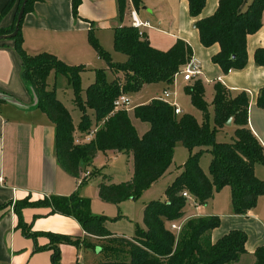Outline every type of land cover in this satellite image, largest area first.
I'll list each match as a JSON object with an SVG mask.
<instances>
[{
    "label": "trees",
    "instance_id": "trees-1",
    "mask_svg": "<svg viewBox=\"0 0 264 264\" xmlns=\"http://www.w3.org/2000/svg\"><path fill=\"white\" fill-rule=\"evenodd\" d=\"M34 0H27L23 16L31 10ZM82 0H71V11L78 18V7ZM188 14L194 19L203 47L214 44L219 51L212 62L220 67L223 74L231 70H241L247 63L246 40L261 27L264 0H250L243 8L245 0H217L215 12L207 18H199L206 0H186ZM22 0H8L0 11V19L12 6L16 11L12 26L0 29V36L11 34ZM118 19L122 21L129 4L137 10L141 0H116ZM22 16V17H23ZM18 33L13 38V48L21 60L20 77L30 93L34 107L44 113L55 128V156L58 165L69 175L78 177L80 172L91 165L98 152L115 151L131 156L133 174L130 180L116 185L103 182L97 185L98 198L103 202L119 204L124 200H135L156 183L170 167L176 144L180 143L189 156L182 165V171L166 188L165 201H151L143 208V225L135 230L131 239L112 237L104 227V218L91 215L88 202L77 191L68 197L50 196L37 204L51 208L50 214H60L74 218L87 236L103 242L100 252L104 260L98 264H232L245 254L247 236L233 230L210 244L209 235L220 224L219 218L196 216L185 218L187 201L181 196L188 192L199 205H205L212 196L229 187L233 214L246 216L264 193V183L255 176L256 165L264 167V149L248 127L249 99L245 92L231 96L225 87L214 84L212 101L213 117L209 114L204 100L203 81L194 78L185 87L191 105L203 114L199 123L193 116L175 115L173 108L158 99L133 108V115L148 125L142 137H138L131 124L128 112L119 110L113 114V101L120 93L127 95L139 92L144 86L163 83L167 87L173 83L176 74L192 58V49L182 40H177L167 51L152 48L146 39L130 25L113 28V47L126 56L124 63H113L109 55L89 32L88 41L100 58L106 60L107 67L114 74H120L108 81L105 71H95L94 81L84 94L80 86V74L84 66H69L53 54L28 55L22 47ZM5 40V39H4ZM254 64L264 67V48L254 52ZM51 73L64 75L73 90V103L81 113L77 128L62 103L56 98L54 88H49L47 78ZM257 105L264 109V88L257 96ZM88 111L91 113L88 114ZM231 120L234 135L231 141L217 140L220 130ZM86 134L95 130L88 144L75 145L74 131ZM208 153L211 160L208 174L200 168L202 154ZM86 170V171H85ZM90 174V172H89ZM91 175V174H90ZM85 178L79 186L83 185ZM27 200L14 206L19 216L21 209L31 206ZM179 232L172 231L170 225L179 224ZM24 236L35 240L36 234L19 220ZM52 264H60L59 244L69 243L86 248L95 246L78 239L50 235ZM118 242V246L112 243ZM108 243V244H107ZM105 244V245H104ZM107 244V245H106ZM47 247L35 246L34 251ZM113 253V254H112ZM254 264H264V246L254 252Z\"/></svg>",
    "mask_w": 264,
    "mask_h": 264
},
{
    "label": "crops",
    "instance_id": "crops-1",
    "mask_svg": "<svg viewBox=\"0 0 264 264\" xmlns=\"http://www.w3.org/2000/svg\"><path fill=\"white\" fill-rule=\"evenodd\" d=\"M7 2L8 0H0V11ZM249 2L250 0H245L243 8ZM141 5L140 10H135L129 4L127 15L135 12L140 21L150 23L151 27L142 31L143 39L152 48L167 51L177 40H182L192 49L191 60L201 72L196 78L203 81L204 88L208 85L213 88L219 82L231 96L240 92L247 94L248 127L264 149V109L259 108L256 102L259 91L264 88V67L254 64V52L258 48H264V11L261 17L262 27L246 40V66L223 74L220 67L212 62L219 46L214 44L206 48L201 45L194 28V19L188 14L186 0H141ZM217 5V0H206L199 18L211 16ZM15 11L16 5L3 14L0 29L7 30L12 26ZM130 21V16H126L125 22L118 19L116 0H82L78 7V18L72 15L71 0H34L31 10L22 17V47L31 56L50 53L70 66L82 65L93 54L88 41L90 31L95 34L102 47L106 43L105 38H113L114 27L130 25ZM13 46L10 39L0 40V94L7 97V100L0 101V175L5 180V184L0 186V264H52V250L48 248L52 246L50 235L74 238L80 242L89 241L92 244L100 240L87 236L74 218L50 214V207L34 205L50 196L68 197L76 190L78 178L69 175L58 165L54 125L44 113L34 107L30 93L21 80V60ZM157 84L163 86L162 92L175 86ZM157 84L143 88H152ZM151 91L155 92L153 89ZM157 98V95L149 98L141 105ZM77 125L74 124L75 128ZM226 130L231 132L234 126H226L219 133L227 134L229 131ZM77 132L75 129L74 137ZM254 172L264 183V167L256 165ZM220 194H224V199H219ZM24 200L32 205L22 208L18 216L14 206ZM185 211L186 219L191 216L219 218V226L209 235L210 244H215L230 231L244 232L247 236L244 246L246 253L232 264H254L255 250L264 246V193L246 216L233 214L229 187L215 193L199 210L187 205ZM19 220L29 226L30 233L36 234L35 240L24 236ZM35 246L47 248L34 251ZM58 248L60 264H84L85 250H91L82 243L77 246L60 243ZM100 250L97 249V252ZM90 261V264H98L94 259Z\"/></svg>",
    "mask_w": 264,
    "mask_h": 264
},
{
    "label": "rangeland",
    "instance_id": "rangeland-1",
    "mask_svg": "<svg viewBox=\"0 0 264 264\" xmlns=\"http://www.w3.org/2000/svg\"><path fill=\"white\" fill-rule=\"evenodd\" d=\"M142 5L138 8L140 10ZM128 7L125 11L123 22L126 20L128 14ZM141 12V11H140ZM130 14V13H129ZM94 34V33H93ZM95 37V34H94ZM96 38V37H95ZM106 43L102 46V50L106 52L113 63H124L126 61V56L120 52H117L113 47V38L107 37ZM98 41V40H97ZM90 44V43H89ZM93 50L92 57H89L87 63L77 66H84V70L80 74V86L84 94L86 88L94 81L95 71L102 69L105 71L106 79L111 81L120 76V74H114L113 71L109 70L107 67L106 60L100 58L95 49L91 46ZM68 65V64H66ZM70 66V65H69ZM193 80V79H192ZM47 84L49 88H54L56 93V98L62 103V105L69 112L73 125H77L81 118V113L73 103V90L68 83L67 78L61 74L51 73L47 78ZM155 85V84H154ZM189 83L182 81V77H178L175 86H172L169 91L175 93V102L179 109L181 110L180 115L188 114L193 116L199 123L203 121V114L191 105L190 98L185 92V87ZM152 88L140 90L137 93H131L128 96L131 99L132 107L141 105L149 98L154 96L161 97L163 92V86L157 84L156 86H151ZM151 89L155 90L152 92ZM1 95V94H0ZM213 88L212 85H208L204 88V100L207 105V111L209 114V123L212 124L213 117ZM88 114L91 113L88 111ZM128 116L131 124L135 128L138 137H142L147 131L148 125L136 119L133 115V109L128 111ZM75 127V126H74ZM77 127V126H76ZM227 134L225 132H220L217 135L218 141L229 142L232 140L234 135V130ZM79 132V131H78ZM75 137H82L84 134L78 133ZM189 152L180 144H176L174 150V156L169 169L166 171L165 176L162 180L152 184L147 190H145L141 196L135 200H124L119 204L103 202L98 198L97 195V185L101 182L107 185H116L124 181L130 180L133 174V164L130 155L125 153L115 154L111 151L98 152L97 156L91 162V165L86 168L90 172V176L87 177L84 184L79 186V180L82 179V174L84 170L80 172L75 188L78 194L87 200L88 210L92 216L98 218H104V227L114 236H124L126 238H132L135 235V230L137 227L140 229L144 228L143 225V208L146 204L151 201H165L166 195L165 190L171 184V181L176 175L182 171V165L187 160ZM211 160V156L208 153L202 154L200 157V168L205 174H208V166ZM85 170V171H86ZM228 191V190H227ZM225 193V192H223ZM224 194H220L221 199ZM224 199V197H223ZM229 201V199L227 198ZM222 202V201H221ZM224 203V202H223ZM222 203V207L224 204ZM221 205V204H220ZM230 207V206H229ZM209 209L207 208L206 211ZM92 243V242H91ZM108 244V243H107ZM106 244V245H107ZM94 248H89L85 250L84 254V264H90V260L101 262L104 260V253L97 252V249L101 248L103 242H95L93 244ZM105 245V244H104ZM112 246H118V242L112 243ZM113 254V253H112ZM247 261V260H243ZM244 263V262H243Z\"/></svg>",
    "mask_w": 264,
    "mask_h": 264
},
{
    "label": "built area",
    "instance_id": "built-area-1",
    "mask_svg": "<svg viewBox=\"0 0 264 264\" xmlns=\"http://www.w3.org/2000/svg\"><path fill=\"white\" fill-rule=\"evenodd\" d=\"M130 18H131L130 26L135 28L138 31V35L141 38H143V31L142 30L144 28H150L151 27L150 23L140 21L136 17L135 12L130 13ZM200 74H201V72H200L198 65H196L192 60H190L183 67L182 71L174 76L172 84L175 85L177 78L180 76L182 77L183 82L188 83L192 79L198 77ZM157 99L160 101H163L164 103L171 106L173 108V112L175 115H180L181 110L179 109V107L177 106V104L175 102V93H171L169 90H165L163 92L162 96L157 98ZM112 105H113V111L111 114H113L114 112H117L119 110H123V111L128 112V111L133 109V107L131 105V99L125 93H120L116 97V99H114ZM94 134H95V130L84 134L82 137H74L73 142L75 145L88 144L92 141ZM89 176H90V174L88 171L83 174V178H85V179H87V177H89ZM4 184H5V180L0 175V186H3ZM181 196L187 201L188 205L190 207H192L194 210H199V208L201 207V205H199L188 192H186V191L182 192ZM191 217H196V216H191ZM184 221L185 220H183L179 224H176V223L171 224L170 229L172 231L179 232Z\"/></svg>",
    "mask_w": 264,
    "mask_h": 264
},
{
    "label": "water",
    "instance_id": "water-1",
    "mask_svg": "<svg viewBox=\"0 0 264 264\" xmlns=\"http://www.w3.org/2000/svg\"><path fill=\"white\" fill-rule=\"evenodd\" d=\"M26 2H27V0H22L21 6H20L19 11L17 13V18H16V22H15V26H14V31L11 34L0 36V40L13 39L17 35L18 27H19L20 21L22 19V16L24 14V9H25ZM4 100H7V97L5 95H0V101H4ZM226 126L227 127L231 126V120H229L226 123Z\"/></svg>",
    "mask_w": 264,
    "mask_h": 264
}]
</instances>
